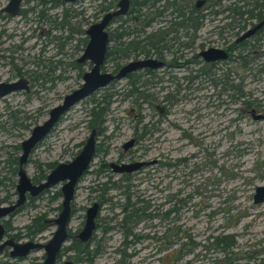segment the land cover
<instances>
[{"label": "rangeland", "instance_id": "obj_1", "mask_svg": "<svg viewBox=\"0 0 264 264\" xmlns=\"http://www.w3.org/2000/svg\"><path fill=\"white\" fill-rule=\"evenodd\" d=\"M255 1L261 0H222L220 6H203L194 35L177 32V40L168 41L170 51L161 53L174 66L151 74L138 70L96 89L66 111L27 156L22 167L36 184L54 165L70 161L91 128L96 129L93 158L75 184L68 223L73 236L82 228L85 208L98 204L96 229L89 241V249L96 247L98 252L89 264H264V199L252 201L255 187L264 185V29L246 41L244 50L250 51V59L245 68L232 58L236 49L230 59L212 66L194 58L204 48L228 46L244 30L230 27L237 17L226 6ZM32 5L30 0L22 8ZM104 5L103 0H46L42 22L31 10L0 23L5 31L0 36V82L22 78L29 88L0 97V205L17 197L20 142L65 94L80 85L82 73L90 69L88 61L75 60L87 41L85 29L101 17ZM143 14L152 16L153 11ZM173 16L165 12L136 33L137 22L124 16L114 19L106 28L107 47L113 52L105 58L101 72H113L130 59L146 57L124 49L160 27L166 29L164 21H173ZM254 22L247 19L245 28ZM119 25L132 33L112 39ZM190 36V46L183 47ZM153 52L150 49L147 56L154 57ZM239 82L243 94L235 97L230 86ZM100 107L104 110L93 124L90 110ZM250 110L262 117L251 118ZM130 138L136 140L124 151L121 145ZM139 160L153 163L125 179L124 173L108 166ZM62 182L34 197L26 194L25 201L0 220L6 237L45 243L54 226L44 225L31 235L26 226L34 219L37 224L56 217ZM126 194L129 202L138 199L135 206L146 208V217L122 223ZM216 235L232 237L229 252L213 249L210 244ZM69 244L70 240L63 247ZM180 247L181 256L170 261ZM8 250L0 253V264H42L43 249L31 250L23 258L10 257ZM166 254L171 255L163 259ZM65 261L86 264L75 263L68 249L61 251L55 264Z\"/></svg>", "mask_w": 264, "mask_h": 264}, {"label": "water", "instance_id": "obj_2", "mask_svg": "<svg viewBox=\"0 0 264 264\" xmlns=\"http://www.w3.org/2000/svg\"><path fill=\"white\" fill-rule=\"evenodd\" d=\"M64 3H72L76 0H59ZM204 0H197L196 6L203 3ZM20 0H8L6 9L13 15L18 12V4ZM129 6V0H118L113 9L103 13V15L95 22L88 25L84 33L87 41L81 54L76 59L77 63L88 61L90 69L81 75V83L78 87L65 94L60 103L53 106L49 111L45 120L41 124H37L31 128V131L24 140L20 142V154L17 157V181L15 184L16 199L8 205H0V218L5 217L9 213L15 211L26 199V194L30 197L38 195L43 190L63 181L60 185L59 191L61 194V202L59 212L56 217L46 219L48 225L54 226L51 237L43 244L33 241H26L22 243L7 240L0 244V252L5 245L11 246L9 255L11 257H23L31 250L43 249L42 264H55L57 255L66 241H68V223L71 218V200L73 199L74 187L80 176L87 170L91 162L95 149L96 129L91 128L88 136L78 151V153L68 162H59L49 171L43 180L33 184L26 176L23 170V163H25L27 156L34 148V146L53 128L59 118L68 111L74 104L81 99L90 95L96 89L103 87L114 80L125 77L137 69L150 68L155 69L163 65L162 61L154 58H137L128 60L121 65L114 73L101 72V66L105 61V54L107 44L109 42L107 26L116 17L122 16L126 13ZM260 24L251 28L245 29L236 38V41H241L249 38ZM205 62L224 61L227 59V52L219 47H207L198 52ZM28 91L27 81L20 78L10 82H0V97L10 92L17 90ZM251 118L259 119L260 114H255L250 110ZM133 144V139L130 138L122 143V148L126 150ZM153 161H133L129 163H109L110 168L115 173H131L138 170L144 165L152 164ZM264 199V185H258L254 189L252 195L253 203H260ZM98 204L93 202L85 210L83 225L80 231L75 235L76 239L81 243L87 242L95 229V217L97 214ZM3 226L0 224V238L2 236ZM63 264H70L65 261Z\"/></svg>", "mask_w": 264, "mask_h": 264}, {"label": "trees", "instance_id": "obj_3", "mask_svg": "<svg viewBox=\"0 0 264 264\" xmlns=\"http://www.w3.org/2000/svg\"><path fill=\"white\" fill-rule=\"evenodd\" d=\"M221 1L222 0H206V2L208 3L210 8L215 7V6H220ZM135 3H136V0H135ZM230 5H233V7H230ZM234 5H235V2H232L231 4H229V6H226L225 8L227 11H231L230 15H232L233 17H237V20H238L237 28L240 31L245 29V22L247 19L264 20V14H263L264 11L260 7L258 8V4H256L253 8H251L247 2H243L242 5H239V6H234ZM248 5H249V8H247ZM101 8L103 10H106L108 7L106 5H104ZM254 9L256 11H253ZM131 13H133L131 20L136 21L138 19L137 18V10H133V11H131ZM213 13H215V12L213 11ZM202 18H203V14H201L200 11L192 10L186 16H182V21H189L190 22V28L192 29V32H195L199 28ZM122 27H123L122 25L117 26V30L119 29V31L115 34H111L112 39L119 40L123 36L126 35L124 32H122L124 29ZM262 29H264V26L262 28L258 29L257 30L258 32L256 31L257 34L260 33L262 31ZM161 33H162V31L159 30L158 35ZM156 36H157V34H155V33H151L149 35H146L141 44L138 41L132 42V44H130L124 50L129 49L132 51L142 52V53L148 55L149 50L153 49V51L155 53H157L158 48L160 47L158 45L160 44V42H162L164 40V38L160 37L157 40L155 38ZM246 41L247 40H243L234 46L235 49L237 50V53L232 58H233L234 62H237V64L240 66V68H245L249 59H250L249 58L250 51L245 52V50H244V49H246ZM120 44L122 45V42L118 43L119 46H120ZM124 50L119 49L118 52L122 53V55L123 54L125 55ZM112 52L113 51L107 47L105 58ZM230 87L235 91V95H236L235 97H239L240 95L243 94L241 82L237 83L236 85H232ZM132 90L134 91L135 88H133ZM245 105L248 106L249 104L245 103ZM103 110H104V108H102V107L98 108L97 110H95L94 108H92L90 110V113L92 115L93 124H94V122L95 123L99 122V118H100V115H101ZM97 130H99V129H97ZM127 177L128 176L126 174H124L123 179H125ZM126 191H127V189L125 188V193H126ZM136 200H137V202H129V195H127V194L125 195V203H124V207H122V210L124 213H126V215H124V217H122V223L123 224H125L126 222H128L131 219H132V222H137L142 217L147 216V214L145 213L146 208L144 206H140V207L135 206V204L139 202L138 199H136ZM34 221H35V219L32 220V223L30 225L26 226V228L32 234L39 231L43 226L41 223L42 221L41 222H40V220L38 221V223H37L38 226H36L37 224H35ZM128 232H130V231L126 230L125 235H128L127 234ZM174 234H176V232ZM68 240H70V244L68 246H64L60 249V251L57 255V259L59 258L62 250L68 249V250H71L73 252V257H74L75 263H77L79 261H84V262H86V264H89L91 257L98 252L96 247L92 250L89 249V241L90 240L87 241L86 243H81L72 236V234L70 233L69 230H68ZM233 244L234 243H233L231 236H229V235H216V236L212 237V243L210 245L213 246V249H218L220 251H225L227 253V252H229L228 249L230 247H232ZM181 248L182 247H180L178 251H174L176 255H174V258L170 261L175 262L181 256V254H182ZM170 255L171 254H166L163 259H165L167 257L169 258Z\"/></svg>", "mask_w": 264, "mask_h": 264}, {"label": "flooded vegetation", "instance_id": "obj_4", "mask_svg": "<svg viewBox=\"0 0 264 264\" xmlns=\"http://www.w3.org/2000/svg\"><path fill=\"white\" fill-rule=\"evenodd\" d=\"M1 1V0H0ZM30 0H20V2H19V4H18V12L15 14V15H13V14H11L7 9H6V4H7V2H8V0H3V3L0 5V23H2V25H3V23H5V21L7 22L8 20H10V19H12L13 17H16V16H19V15H23L25 12H28V11H31V10H36L35 12H37L38 14H37V17H38V19L40 20V22H42L45 18H46V15H45V13H44V10H45V3H46V0H32V2L34 3V5H32L31 7H29V9H24V8H22V5L23 4H25L26 5V3H28ZM104 2H105V4H106V6L108 7L104 12H106V11H108V10H111V9H113L114 8V6H115V4H116V2L118 1V0H116L115 1V3L113 4V5H111L112 4V0L110 1V0H103ZM196 1L197 0H136V3H135V0H129V6H128V9H127V11H126V13L125 14H123L122 16H124V17H126V20L127 21H132L131 20V17H132V14L133 13H131V11H133V10H137V20L135 21V22H137L136 24L138 25L137 26V28L135 29V31H133V32H135L136 33V31H142L144 28H146V27H148L152 22H154L155 21V19L157 18V17H162V15L165 13V12H169V14H172V15H174L173 16V21L171 20V19H169V20H167V21H164L165 23H167V26H164V27H166V29H162L163 27H160L159 29H157L156 30V32H155V34H157V36L155 37L157 40L160 38V37H163L164 38V40L162 41V42H160V44L158 45V46H160L159 48H158V51H157V53H155V52H153L154 53V57H148L146 54H144L146 57H144V58H154V59H156V60H159V61H162L163 62V65L161 66V67H159V68H163V67H165V66H168V68H170L171 66H174L175 65V62H166L165 60H164V58L162 57V55H161V53L164 51V52H166V51H170V48H169V46L167 45L170 41L173 43L175 40H177V38H178V36H176V33L178 32V34H179V31L181 32L182 30H183V34L184 35H187V36H189L190 34H189V32L188 31H191L192 32V29L190 28V22L189 21H182V16H186L190 11H192V10H195V11H200L201 10V8L203 7V6H209L208 5V3L206 2V0H204L203 1V3H201L199 6H196ZM159 2H162L161 4H158ZM256 4H258L256 1L254 2V3H252V4H250V7L251 8H253ZM261 8V9H263V11H264V1L263 0H261L260 1V3L258 4V8ZM37 8H39V10H37ZM168 9L170 10V11H168ZM256 9V8H255ZM253 10V11H256V10ZM148 10H152L153 11V15L152 16H144V14H143V11H148ZM103 15V14H102ZM101 15V16H102ZM122 16H119V17H122ZM119 17H116L115 19H117V18H119ZM174 19H177V20H175L174 21ZM114 20V19H113ZM237 20V18H234V20H233V22H231L230 23V27H232L233 28V26H235L236 28H237V22H238V20ZM254 21H257L256 23L254 22L250 27H248V28H251V27H253V26H255V25H257V24H260V26L258 27V29H260V28H262L263 26H264V20H256V19H253ZM36 21V20H35ZM126 21V22H127ZM229 27V26H228ZM245 29H247V28H245ZM244 29V30H245ZM258 29H256L255 30V32L249 37V38H251V37H254L256 34H257V30ZM159 30L160 31H162V33L161 34H159L158 35V33H159ZM243 30V31H244ZM242 31V32H243ZM257 31V32H256ZM122 32H124L126 35L125 36H123V37H126V36H129V33H132V32H130V31H127V29H126V27H124V29H123V31ZM5 33V31L4 30H2V28H0V36L2 35V34H4ZM108 33V32H107ZM221 33V31L219 32V34ZM236 33V32H235ZM241 33V32H240ZM240 33H237V35L233 38V41L228 45V46H226V47H224V48H222V49H224L226 52H227V58H229L230 59V52L232 51V50H234L235 49V45L236 44H238L239 42H241V41H243V40H241V41H236V38L239 36V34ZM39 34H41V31H40V33ZM234 34V33H233ZM192 35H193V32H192ZM145 37V36H144ZM108 38L110 39V36H109V34H108ZM190 38H192V36H190L188 39H189V42H186L185 41V43L184 44H182V46L183 47H186V46H190V44H191V41H190ZM249 38H246V39H244V40H247V39H249ZM143 40H144V38L143 39H141L140 41H138L140 44L143 42ZM156 40V41H157ZM169 41V42H168ZM180 44V43H179ZM234 44V45H233ZM108 45V44H107ZM232 45V46H231ZM231 46V47H230ZM219 48H221V47H219ZM151 50H153V49H151ZM201 51V50H200ZM199 52V51H198ZM198 52L195 54V56H194V58H200L201 60H202V62L203 63H206V64H209L210 66H212L215 62H218V61H213V62H205V61H203V59L201 58V56H199L198 55ZM142 53V52H141ZM149 55V54H148ZM77 59V58H76ZM131 60V59H130ZM75 62H76V60H75ZM77 63V62H76ZM159 68H155V69H150V68H142V69H137V70H135V71H133V72H136V71H138V70H141V71H143V72H145V73H149V74H151V73H153V71L154 70H156V69H159ZM117 70V69H116ZM116 70H114L113 72H111V73H114ZM133 72H131V73H128L125 77H127L128 75H130V74H132ZM125 77H123V78H125ZM159 109H160V111H162V108L163 107H158ZM97 132V131H96ZM133 139V144H134V142H135V138H132ZM133 144H132V146H133ZM132 146H130L129 148H131ZM121 147H122V145H121ZM128 149V148H127ZM126 149V150H127ZM124 150V149H123ZM125 151V150H124ZM108 166H110L109 165V163H108ZM54 167V166H53ZM52 167V168H53ZM51 168V169H52ZM141 168V167H140ZM139 168V169H140ZM50 169V170H51ZM137 171V170H136ZM132 173V172H131ZM124 174H130V173H124ZM60 206V205H59ZM85 210H86V208H85ZM59 212V211H58ZM10 214V213H9ZM8 214V215H9ZM84 216H85V214H84ZM5 217H7V215L5 216ZM5 217H3V218H0V220L1 219H4ZM49 219V218H48ZM50 219H52V218H50ZM45 220L46 219H44L43 221H42V225L44 226V225H48L46 222H45ZM0 224L3 226V224L0 222ZM36 226H38V224L36 225ZM42 226V227H43ZM42 229V228H41ZM40 229V230H41ZM95 229H96V223H95ZM94 229V230H95ZM39 230V231H40ZM80 231V230H79ZM78 231V232H79ZM6 230H5V228H4V226H3V232H2V236H1V238H0V244L1 243H3V242H5V241H7V240H12L13 242H17V241H15L12 237H6ZM38 232V231H37ZM36 232V233H37ZM77 232V233H78ZM94 232V231H93ZM76 233V234H77ZM35 234V233H34ZM76 234H74L73 235V237L76 239V237H75V235ZM93 234V233H92ZM30 235H31V233H30ZM92 237V236H91ZM90 240V239H89ZM88 240V241H89ZM79 241V240H78ZM26 242V241H25ZM34 242V241H33ZM80 242V241H79ZM17 243H22V242H17ZM86 243V242H85ZM40 244H43V243H40ZM5 248H8L9 250V252H10V250L12 249L11 248V246H9V245H5L4 247H3V249L1 250V252L5 249ZM0 252V253H1ZM9 252H8V254H9ZM30 252V251H29ZM28 252V253H29ZM27 253V254H28ZM26 254V255H27ZM25 255V256H26ZM10 256V255H9ZM11 257V256H10ZM24 257V256H23ZM23 257H17V258H23ZM12 258H16V257H12ZM43 260V259H42ZM64 263V262H63Z\"/></svg>", "mask_w": 264, "mask_h": 264}]
</instances>
